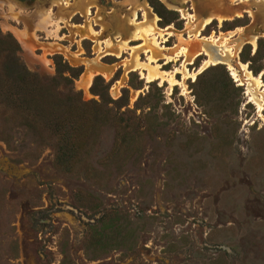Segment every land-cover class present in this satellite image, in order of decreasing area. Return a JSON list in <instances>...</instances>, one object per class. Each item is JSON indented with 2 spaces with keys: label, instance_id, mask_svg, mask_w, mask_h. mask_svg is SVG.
<instances>
[{
  "label": "rangeland",
  "instance_id": "obj_1",
  "mask_svg": "<svg viewBox=\"0 0 264 264\" xmlns=\"http://www.w3.org/2000/svg\"><path fill=\"white\" fill-rule=\"evenodd\" d=\"M130 1L87 0L86 17L56 26L37 16L51 0H0V37L29 72L57 76V55L83 102L100 101L101 76L127 103L64 157L49 129L0 104V264H264V15L223 0L256 16L200 29L217 0H185V14L142 0L155 19L138 9L130 23Z\"/></svg>",
  "mask_w": 264,
  "mask_h": 264
},
{
  "label": "trees",
  "instance_id": "obj_2",
  "mask_svg": "<svg viewBox=\"0 0 264 264\" xmlns=\"http://www.w3.org/2000/svg\"><path fill=\"white\" fill-rule=\"evenodd\" d=\"M0 51L5 54L0 73V104L8 106L30 125L32 122L39 123L49 129L61 142L57 150H61L62 157L66 152L64 142L85 135L86 128L102 110L116 109L121 114L119 118H123L124 111L109 105L122 108L127 103L120 102V98L111 99L105 86L98 89L101 76L95 77L91 86L100 101L93 100L88 104L82 101L80 93L72 90L73 79L78 73L60 56L55 55L53 59L57 76L41 80L19 62L16 54L20 51V44L10 33L0 37ZM64 72H68V75ZM60 84H63L64 91L58 90Z\"/></svg>",
  "mask_w": 264,
  "mask_h": 264
},
{
  "label": "bare ground",
  "instance_id": "obj_3",
  "mask_svg": "<svg viewBox=\"0 0 264 264\" xmlns=\"http://www.w3.org/2000/svg\"><path fill=\"white\" fill-rule=\"evenodd\" d=\"M162 3H164L167 7L169 8H175L177 10L182 11L183 14H185V9H183L182 5L185 3V0H160ZM223 0H217L216 3L218 4L219 8H216L215 10H211V8L207 9L204 13L203 19H202V23L200 24V29H202L205 25H207L208 23H210L213 20H217L218 22H221L223 20H229V19H233L235 17H239L242 15L243 12H248L250 16L255 17L256 16V12L251 10V3L247 4V5H242L241 7H225L223 6V2H221ZM256 1L257 4V8L260 12V14L264 15V0H254ZM232 0L229 1V3H231ZM129 6H132V13H131V18H130V23H132L135 19H136V10L141 9L143 10V14L146 17V20L148 19H155V16L150 14V8L149 6L144 2H138L137 0H131L129 2ZM210 5V4H209ZM208 5V6H209ZM51 6H56L58 8V10H60L62 13L61 14H56V15H52L50 13V8ZM80 6V7H79ZM89 7L90 4L87 2V0H81L80 2L78 1L77 3L71 2V0H51L50 5L48 6V8H41V10L38 11V18L42 21V22H47V21H51L58 26V23H68L69 20L72 18V16L75 13H81L84 17H86L89 14ZM130 8V7H129ZM68 9H71V11H69V14H66V11ZM65 12V13H64ZM98 17V16H97ZM52 23V24H53ZM60 25V24H59ZM151 28V27H150ZM153 29V28H152ZM199 34V33H198ZM197 35V33H196ZM255 38V36H254ZM253 38V39H254ZM216 42L218 41L217 39L215 40ZM108 45V43H107ZM219 45L223 48V53L219 54L220 57H224V52H230V47L228 45L225 44V41H219ZM209 52H207L208 54ZM232 53V52H231ZM220 60H216V62H219ZM215 62V63H216ZM242 68H245V65L242 64ZM231 74L232 76L237 80V73L234 70H231Z\"/></svg>",
  "mask_w": 264,
  "mask_h": 264
},
{
  "label": "water",
  "instance_id": "obj_4",
  "mask_svg": "<svg viewBox=\"0 0 264 264\" xmlns=\"http://www.w3.org/2000/svg\"><path fill=\"white\" fill-rule=\"evenodd\" d=\"M139 1H142V0H139ZM109 5H113V2L112 1H110L109 2ZM178 48L179 47H174V48H171L170 49V51H169V53H171V54H173V53H175V51H177L178 50ZM236 66L238 67V68H241L240 66V64H239V62L238 63H236ZM241 70V69H240Z\"/></svg>",
  "mask_w": 264,
  "mask_h": 264
},
{
  "label": "flooded vegetation",
  "instance_id": "obj_5",
  "mask_svg": "<svg viewBox=\"0 0 264 264\" xmlns=\"http://www.w3.org/2000/svg\"><path fill=\"white\" fill-rule=\"evenodd\" d=\"M20 1L25 2V3H27V4H30V3H32L34 0H20Z\"/></svg>",
  "mask_w": 264,
  "mask_h": 264
}]
</instances>
